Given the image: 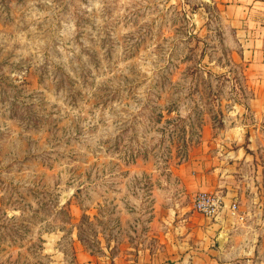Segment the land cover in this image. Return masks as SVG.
I'll use <instances>...</instances> for the list:
<instances>
[{
  "label": "rangeland",
  "instance_id": "obj_1",
  "mask_svg": "<svg viewBox=\"0 0 264 264\" xmlns=\"http://www.w3.org/2000/svg\"><path fill=\"white\" fill-rule=\"evenodd\" d=\"M220 12L0 0V264L177 254L164 252L199 191L179 168L226 151L230 126L251 117Z\"/></svg>",
  "mask_w": 264,
  "mask_h": 264
},
{
  "label": "crops",
  "instance_id": "obj_2",
  "mask_svg": "<svg viewBox=\"0 0 264 264\" xmlns=\"http://www.w3.org/2000/svg\"><path fill=\"white\" fill-rule=\"evenodd\" d=\"M211 2L244 62L251 117L247 124L230 126V148L189 160L179 176L187 193L218 191L228 203L237 196L244 220L188 213L180 221V239L164 252L177 254L145 250L134 257H95L82 252L78 264H264V0Z\"/></svg>",
  "mask_w": 264,
  "mask_h": 264
},
{
  "label": "built area",
  "instance_id": "obj_3",
  "mask_svg": "<svg viewBox=\"0 0 264 264\" xmlns=\"http://www.w3.org/2000/svg\"><path fill=\"white\" fill-rule=\"evenodd\" d=\"M192 208L202 216L218 220L224 215L244 220V212L240 210V203L237 196H233L228 203L226 195L218 191H198L192 199Z\"/></svg>",
  "mask_w": 264,
  "mask_h": 264
},
{
  "label": "trees",
  "instance_id": "obj_4",
  "mask_svg": "<svg viewBox=\"0 0 264 264\" xmlns=\"http://www.w3.org/2000/svg\"><path fill=\"white\" fill-rule=\"evenodd\" d=\"M18 225H16V227H17ZM17 229H19V228H17ZM24 231H26V229H24ZM43 241V240H42ZM35 255H37V252L36 253H34ZM40 258V257H39Z\"/></svg>",
  "mask_w": 264,
  "mask_h": 264
},
{
  "label": "water",
  "instance_id": "obj_5",
  "mask_svg": "<svg viewBox=\"0 0 264 264\" xmlns=\"http://www.w3.org/2000/svg\"><path fill=\"white\" fill-rule=\"evenodd\" d=\"M222 239H223V238H222V236H221V237L219 238V241H222Z\"/></svg>",
  "mask_w": 264,
  "mask_h": 264
}]
</instances>
